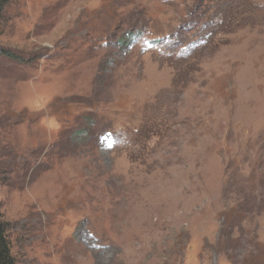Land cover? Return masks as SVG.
Masks as SVG:
<instances>
[{
    "label": "rangeland",
    "instance_id": "1",
    "mask_svg": "<svg viewBox=\"0 0 264 264\" xmlns=\"http://www.w3.org/2000/svg\"><path fill=\"white\" fill-rule=\"evenodd\" d=\"M0 204L18 264H264V0H9Z\"/></svg>",
    "mask_w": 264,
    "mask_h": 264
},
{
    "label": "trees",
    "instance_id": "2",
    "mask_svg": "<svg viewBox=\"0 0 264 264\" xmlns=\"http://www.w3.org/2000/svg\"><path fill=\"white\" fill-rule=\"evenodd\" d=\"M8 3L9 0H0V13ZM9 232L10 225L2 216L0 204V264H18L17 258L13 255Z\"/></svg>",
    "mask_w": 264,
    "mask_h": 264
}]
</instances>
